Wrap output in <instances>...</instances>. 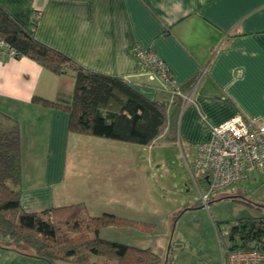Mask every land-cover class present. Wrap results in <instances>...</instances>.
<instances>
[{
  "label": "crops",
  "instance_id": "obj_1",
  "mask_svg": "<svg viewBox=\"0 0 264 264\" xmlns=\"http://www.w3.org/2000/svg\"><path fill=\"white\" fill-rule=\"evenodd\" d=\"M0 7L34 38L62 51L84 68L119 77L147 98L169 102L171 95L165 82L138 60L132 49L154 51L169 68L180 91L190 96L186 103L176 96L168 105L170 111L178 109L175 143L186 164L194 145L208 141L212 127L236 113L264 125V0H0ZM38 10L39 19L32 26ZM71 75L69 71L60 78L28 57L0 53V111L17 121L33 114L32 119L44 121L45 126L40 124L36 135L45 137L48 148L54 146L52 152H59L56 167L60 178L68 156L64 154L65 139L70 136L68 113L60 107H43L32 99L66 102L73 88ZM76 135L75 140L87 141ZM57 137L60 144L54 145ZM49 159L37 165L42 168L41 174L34 179L26 177L25 183L21 160L23 210L41 211L78 202L72 196L67 198L58 183L60 178L48 175L52 170ZM243 183L263 186L264 169L250 171ZM104 229L128 236L125 241L107 239L138 247L144 244L140 243L144 235L151 233L114 226ZM222 259L221 255V264ZM0 264L72 263L42 262L0 245ZM167 264L176 263L169 260Z\"/></svg>",
  "mask_w": 264,
  "mask_h": 264
},
{
  "label": "trees",
  "instance_id": "obj_2",
  "mask_svg": "<svg viewBox=\"0 0 264 264\" xmlns=\"http://www.w3.org/2000/svg\"><path fill=\"white\" fill-rule=\"evenodd\" d=\"M31 25L36 26L33 18ZM0 43L13 51L12 57H28L60 78L71 72L73 88L66 102L32 99L42 106L64 109L69 116V133L138 145H151L160 136L170 143L176 142L177 108L170 111L169 102L149 99L119 77L84 68L62 51L34 38L1 7ZM21 172L18 121L0 111L1 246L51 263H162L160 255L149 247L101 236V230L110 226L151 232V223L114 213L91 214L83 201L41 211L23 210ZM228 224V233L222 236L221 223L214 221L220 248L264 249V215L240 217Z\"/></svg>",
  "mask_w": 264,
  "mask_h": 264
},
{
  "label": "rangeland",
  "instance_id": "obj_3",
  "mask_svg": "<svg viewBox=\"0 0 264 264\" xmlns=\"http://www.w3.org/2000/svg\"><path fill=\"white\" fill-rule=\"evenodd\" d=\"M34 116L18 121L25 170L23 183L41 174L42 168L37 165L48 156L49 167L52 166L48 175L60 178L56 167L59 152H52L54 146L48 148L45 137L36 135L38 126L45 124L32 119ZM74 134L65 139L64 154L67 152L68 156L62 164L60 188L67 198L86 200L95 215L113 214L110 212L113 210L153 224V230L144 235L140 242L144 244L139 247L150 246L160 255L161 264L169 260L176 264H221L214 221L223 226L240 217L264 215V185L260 183L227 187L213 195L208 205H203L197 190L201 186L190 177L180 148L175 142L165 143L163 136L151 145H138L77 134L87 140L79 142ZM53 140L54 145L60 144L59 137ZM121 234L117 236L110 229L101 231L105 238L128 239Z\"/></svg>",
  "mask_w": 264,
  "mask_h": 264
},
{
  "label": "built area",
  "instance_id": "obj_4",
  "mask_svg": "<svg viewBox=\"0 0 264 264\" xmlns=\"http://www.w3.org/2000/svg\"><path fill=\"white\" fill-rule=\"evenodd\" d=\"M39 16V12L34 13L35 24ZM132 51L138 60L165 82L171 95L170 103L176 96L181 97L184 103L190 101V96L180 91L169 68L154 51L138 47ZM0 53L12 56L13 51L0 43ZM187 166L195 184L198 186L199 183L201 186V190L197 187L200 201L203 205H208L209 199L217 192L245 182L252 170L264 169V125L254 124L247 121L241 113H236L213 126L208 141L194 145ZM228 229L229 224L223 225L221 235L226 236ZM220 249L223 264H264L263 248Z\"/></svg>",
  "mask_w": 264,
  "mask_h": 264
}]
</instances>
